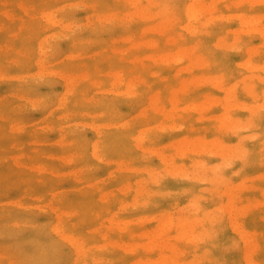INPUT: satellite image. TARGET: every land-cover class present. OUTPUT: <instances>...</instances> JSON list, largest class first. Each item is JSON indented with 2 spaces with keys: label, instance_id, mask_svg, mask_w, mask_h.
<instances>
[{
  "label": "rangeland",
  "instance_id": "rangeland-1",
  "mask_svg": "<svg viewBox=\"0 0 264 264\" xmlns=\"http://www.w3.org/2000/svg\"><path fill=\"white\" fill-rule=\"evenodd\" d=\"M248 245L264 264V0H0V264Z\"/></svg>",
  "mask_w": 264,
  "mask_h": 264
},
{
  "label": "bare ground",
  "instance_id": "bare-ground-1",
  "mask_svg": "<svg viewBox=\"0 0 264 264\" xmlns=\"http://www.w3.org/2000/svg\"><path fill=\"white\" fill-rule=\"evenodd\" d=\"M187 12H188V16L190 17V18H195L196 16H197V9H196V6L195 5H193V6H190L188 9H187ZM183 142V141H182ZM179 143H181V142H178V144ZM182 144V143H181ZM184 145V144H183ZM181 149V148H180ZM184 149L182 148L181 149V155L183 154L182 153V151H183ZM184 152V151H183ZM180 153V152H179ZM172 177H174V175L172 176ZM237 207V206H236ZM240 210L241 209H239L238 207H237V212H240ZM169 213V212H168ZM168 213H165L164 215L165 216H163V218L162 219H165V220H167L168 218H167V216H169V214ZM170 218V217H169ZM169 220V219H168ZM168 220L167 221H165L166 222V224L164 223L163 225H162V227H160V226H158L157 225V231H159L160 233H161V235H162V233H164V230H166L167 228L169 229V228H171L173 225H172V222H170V223H167L168 222ZM187 223V222H186ZM115 224V223H114ZM113 224V225H114ZM241 224V223H240ZM240 224H237L236 225V227L237 226H239ZM165 225H167V226H165ZM185 225V224H184ZM182 226V225H181ZM182 228V227H181ZM167 229V230H168ZM167 230L165 231V233L167 232ZM181 230H183V228L181 229ZM163 231V232H162ZM235 231L236 232H238V234H240L241 235V237H243L244 236V233L245 232H243V229H242V227L241 228H236L235 229ZM245 231V230H244ZM157 233V232H156ZM159 234V233H158ZM246 236V235H245ZM243 239H244V237H243ZM129 240H131V239H129ZM147 240H150V238L149 239H147ZM245 240H249V238L248 239H246V237H245ZM251 240V239H250ZM252 241V240H251ZM147 242V241H146ZM145 242V243H146ZM151 242V241H150ZM150 242H147L148 244H147V246H146V244H144L145 246V248L144 249H146L147 247V249H149V246H150ZM246 242V241H245ZM248 242V241H247ZM126 243V242H125ZM134 244V243H133ZM133 244L131 243V245H132V247L131 246H129V248H133ZM247 244V243H246ZM248 244H249V242H248ZM149 245V246H148ZM116 246H118V247H120L122 250L123 249H125L126 247L123 245V241H121V244H120V241H118L117 242V245ZM134 246L136 247L137 246V244L135 243L134 244ZM143 246V245H142ZM247 248H246V253H245V260H244V264H254L252 261V258H251V254H250V250H249V245L248 246H246ZM251 247H252V245H251ZM77 248H79V251H78V253L79 252H81L82 251V249H83V247H81V246H78L77 245ZM146 249V250H147ZM253 249V248H252ZM133 251H135V249H133ZM251 251H253V250H251ZM124 252H126V251H124ZM254 253H255V251H254ZM147 259V258H146ZM142 264H160V263H149L147 260H144V262L142 263Z\"/></svg>",
  "mask_w": 264,
  "mask_h": 264
}]
</instances>
